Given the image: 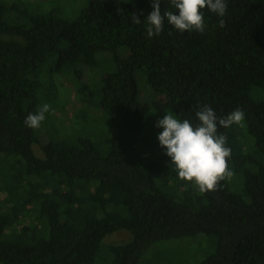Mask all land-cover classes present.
Instances as JSON below:
<instances>
[{
  "label": "trees",
  "instance_id": "trees-1",
  "mask_svg": "<svg viewBox=\"0 0 264 264\" xmlns=\"http://www.w3.org/2000/svg\"><path fill=\"white\" fill-rule=\"evenodd\" d=\"M83 1L76 16L64 18L54 8L31 12L0 0L7 37L0 38V264H140L157 243L196 235L211 244L203 264H264V99H252L256 88L264 91V0H227L222 18L203 9V33L165 20L152 38L144 22L152 0ZM169 10L161 0V13ZM122 47L125 55H116ZM109 52L115 70L103 75L95 105L113 131L106 153L84 132L91 114L83 84L84 97L75 96L83 106L68 117L71 136L50 138L46 118L38 129L25 126L38 111L40 79L68 64L93 68ZM137 68L193 125L204 105L217 117L244 111L242 125L218 128L234 175L217 190L200 193L178 178L157 140L164 115L138 101ZM37 141L42 157L32 148ZM120 229L130 233L127 242L104 244Z\"/></svg>",
  "mask_w": 264,
  "mask_h": 264
},
{
  "label": "rangeland",
  "instance_id": "rangeland-1",
  "mask_svg": "<svg viewBox=\"0 0 264 264\" xmlns=\"http://www.w3.org/2000/svg\"><path fill=\"white\" fill-rule=\"evenodd\" d=\"M5 1L7 3L13 2V0ZM84 2L83 0H16L14 8L19 10L28 9L31 12H38L40 10L46 12L54 8L60 16L72 18L79 13ZM0 38L7 37L3 33H0ZM126 52V49L122 47L116 51V55L123 56ZM43 67L47 69L53 68L51 62L45 63ZM114 70L115 62L113 54L111 52L100 53L97 56L96 65L93 68L68 64L59 72L54 71L50 75H46L47 77L40 79L41 85L37 89L39 91L38 94L40 95L42 93L46 100L41 99L40 101V96L38 95L37 106L39 109L43 104L50 105V111L45 114V122L53 127L54 130L49 131L50 138H58V135H64V137L72 135L75 124H73V121H68V117H71L70 113H74L80 106H83L75 99V96L84 97L85 95L86 98L88 97L87 100L90 104L88 105L90 107H85V110L91 115H85L88 121H85L87 126L83 125L84 132L93 142L97 143L102 153L107 152L105 137L113 136V131L106 132L109 127L105 119L107 114H103L101 108L95 107V105L100 99L98 88L103 75ZM134 79L136 82L138 101L146 103L151 111L160 112L165 115V111H169L170 109L166 106L164 97L153 92L146 81L145 73L140 68L135 70ZM82 84L85 86L86 91L83 92L84 95L81 94L80 96V86ZM256 89L252 93V99L255 101L264 99V91L258 90V88ZM65 121L68 124L66 126ZM61 123L62 125L60 126ZM67 126L70 127L69 130H67ZM64 127L65 131L63 130ZM47 137L44 133V138H40V140L45 141ZM41 143L37 141L32 145L34 153L39 157L43 156L40 147ZM130 238L131 235L127 230L120 229L107 234L103 238V242L104 244H123ZM210 247L211 244L205 235H196L195 237L157 243L147 254L143 255L140 264H178L182 257H190V259H187L189 260L188 264H203L201 259Z\"/></svg>",
  "mask_w": 264,
  "mask_h": 264
},
{
  "label": "clouds",
  "instance_id": "clouds-1",
  "mask_svg": "<svg viewBox=\"0 0 264 264\" xmlns=\"http://www.w3.org/2000/svg\"><path fill=\"white\" fill-rule=\"evenodd\" d=\"M174 11L161 13V0H152V11L144 19L148 38L158 36L164 27L165 20L175 30L180 32L205 31L203 9L219 17H224L227 10V0H169ZM136 24L141 20L132 15ZM225 21L220 19V27ZM50 111L49 104H43L36 113H29L24 124L28 128L38 129L45 120V114ZM163 118L158 119L155 127L161 128L157 140L159 146L165 149L164 155L170 158L171 166L179 179L194 185L200 193L215 191L219 182L231 179L234 175L228 165L231 148L227 145V137L218 132L219 127L228 128L242 125L245 113L241 109L233 110L224 117H217L216 112L204 105L195 112L198 121L196 125L188 119H179L172 111H165Z\"/></svg>",
  "mask_w": 264,
  "mask_h": 264
}]
</instances>
